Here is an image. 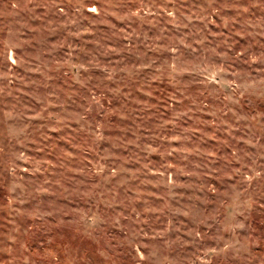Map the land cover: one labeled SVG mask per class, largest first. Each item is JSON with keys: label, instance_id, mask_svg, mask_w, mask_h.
Segmentation results:
<instances>
[{"label": "rangeland", "instance_id": "obj_1", "mask_svg": "<svg viewBox=\"0 0 264 264\" xmlns=\"http://www.w3.org/2000/svg\"><path fill=\"white\" fill-rule=\"evenodd\" d=\"M0 264H264V0H0Z\"/></svg>", "mask_w": 264, "mask_h": 264}]
</instances>
